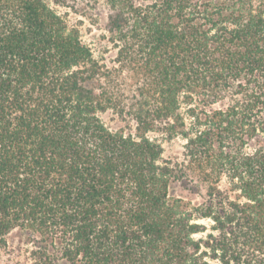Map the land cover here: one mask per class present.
<instances>
[{"label":"trees","instance_id":"obj_1","mask_svg":"<svg viewBox=\"0 0 264 264\" xmlns=\"http://www.w3.org/2000/svg\"><path fill=\"white\" fill-rule=\"evenodd\" d=\"M15 233L12 264H264V0H0Z\"/></svg>","mask_w":264,"mask_h":264},{"label":"rangeland","instance_id":"obj_2","mask_svg":"<svg viewBox=\"0 0 264 264\" xmlns=\"http://www.w3.org/2000/svg\"><path fill=\"white\" fill-rule=\"evenodd\" d=\"M81 18L75 15H71L69 20L70 24L78 25L81 31L82 38L85 42L92 45L97 51L102 47L103 41L100 39V36L104 34V28L106 24V18L104 16L101 17V20L99 23L94 24L86 20L84 23L80 24L79 20ZM183 142L177 141L174 144H166V153L171 152H179L181 149V145ZM177 194H180L187 199H192L195 202H200L201 199L199 197L191 196L188 193H182L180 191H177ZM22 240L19 236V234L15 233L11 236H9V242L8 247L4 250H2L0 254V264H12L13 261L22 260L23 256L20 257V249L19 247H25L22 244ZM20 257V258H18Z\"/></svg>","mask_w":264,"mask_h":264}]
</instances>
